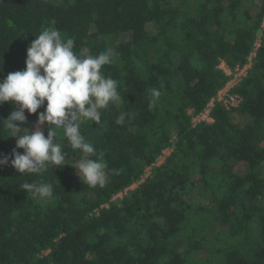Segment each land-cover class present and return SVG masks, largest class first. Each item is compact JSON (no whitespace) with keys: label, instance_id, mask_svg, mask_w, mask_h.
<instances>
[{"label":"trees","instance_id":"16d2710c","mask_svg":"<svg viewBox=\"0 0 264 264\" xmlns=\"http://www.w3.org/2000/svg\"><path fill=\"white\" fill-rule=\"evenodd\" d=\"M263 23L264 0H0V82L24 70L30 42L54 28L76 54L114 49L101 72L125 99L80 127L91 158L102 152L107 162L104 187L80 181L81 153L62 130L67 164L23 174L0 166V264H264ZM253 51L231 89L238 107L215 102L213 121L192 126L188 112L228 80L220 62L233 68ZM152 88L161 95L149 109ZM14 107L0 103V118ZM25 114L21 127L32 130L37 115ZM9 134L0 125V154L10 156ZM41 182L52 184L51 199L21 188Z\"/></svg>","mask_w":264,"mask_h":264},{"label":"clouds","instance_id":"9594fccd","mask_svg":"<svg viewBox=\"0 0 264 264\" xmlns=\"http://www.w3.org/2000/svg\"><path fill=\"white\" fill-rule=\"evenodd\" d=\"M74 43V39L65 38L57 29L43 30L27 47L25 69L8 73L0 82V103L15 105L7 118H0V125L10 133L5 137H15L10 156L0 154V166L10 165L23 174L43 173L67 164L62 151L65 147L57 142L58 130H62L71 148L81 153L78 163L73 165L80 181L102 188L109 182L107 162L102 152L99 158H91L97 155L96 149L86 141L80 127L87 122L99 124L101 110L110 105H124L119 82L101 72L117 54L112 48L95 56L86 52L76 54ZM160 95L158 89H149V109L156 106ZM41 106L43 111L38 112ZM25 110L37 115L33 130L21 127L27 122ZM125 115L121 112L115 123L122 125ZM41 125L47 127L46 136ZM21 188L42 199L53 196L51 183H24Z\"/></svg>","mask_w":264,"mask_h":264},{"label":"built area","instance_id":"2783aa9c","mask_svg":"<svg viewBox=\"0 0 264 264\" xmlns=\"http://www.w3.org/2000/svg\"><path fill=\"white\" fill-rule=\"evenodd\" d=\"M260 40L257 39L255 41V49L259 46ZM255 56V52L253 51L247 58V61L242 65H237L233 68L229 67L226 62L221 61L219 64V68L224 72L225 75L228 76V80L224 87L218 91L217 95L211 98L204 108L199 112H193L192 110L188 112L190 115V121L192 126H196L203 123H211L213 121L211 111L215 105V102L222 103L226 108L230 107H238L240 104V97L231 92V89L247 74L248 69L251 67L252 59ZM171 140H175L173 136ZM171 149H165L162 151L161 155L156 159L154 165H159L164 162L165 157L169 154ZM150 173V168H147L142 176L130 186V189L137 187L147 175ZM128 189H125L122 192L117 193L113 199L122 198L124 194L127 193Z\"/></svg>","mask_w":264,"mask_h":264},{"label":"rangeland","instance_id":"374dc122","mask_svg":"<svg viewBox=\"0 0 264 264\" xmlns=\"http://www.w3.org/2000/svg\"><path fill=\"white\" fill-rule=\"evenodd\" d=\"M263 28H264V23H263ZM35 123H36V121H35ZM35 123H34V128H35ZM41 127V126H40ZM34 128H31L32 130L34 129ZM42 128V127H41ZM77 171H78V169H77ZM195 178H196V176H195ZM201 201H202V203H208V198L207 199H201Z\"/></svg>","mask_w":264,"mask_h":264}]
</instances>
